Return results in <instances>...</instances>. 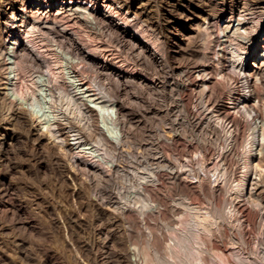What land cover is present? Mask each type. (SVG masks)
<instances>
[{
  "label": "bare ground",
  "instance_id": "6f19581e",
  "mask_svg": "<svg viewBox=\"0 0 264 264\" xmlns=\"http://www.w3.org/2000/svg\"><path fill=\"white\" fill-rule=\"evenodd\" d=\"M195 3L192 14L164 37L158 21L129 0H17L2 7L0 100L2 107H9L12 119L0 134V150L12 142L10 131L18 122L37 144L52 140L50 151L63 153L64 160H57L77 183L71 196L79 199L80 208L106 218L103 227L124 228L126 239L123 236L118 244L115 258L108 254L117 244L114 232L92 229L91 239L80 246L79 264H147L149 255L156 264H188L186 257L174 258V247L192 235L202 242L199 264H208L210 254L219 264H264L256 247L264 235V4L257 18L236 6L223 20L210 0ZM220 4L228 6L225 1ZM172 45L173 58L182 63L170 62ZM35 54L41 55V61ZM192 60L201 61L195 65ZM87 69L95 73L93 80H86ZM129 91L138 96L137 101H152L154 95L162 101L176 97L191 133L204 135L198 146H187L200 154L203 175L207 160L219 163L223 175L234 174L231 166L242 146L237 187L226 191L224 178L213 175L209 183L200 173L189 181L169 169L148 172L133 191L112 192L120 171L118 158L132 154L124 147L137 143L133 123L137 111L128 109L124 97ZM196 95L206 104L200 112L193 106ZM65 125L75 132L70 143L61 137ZM92 134L95 145L80 148ZM165 135L168 145L184 155L177 135ZM217 142L224 146L218 149ZM165 188L189 198L204 195L212 208L211 216L198 212L193 216L190 223L197 229L191 231L194 234L179 232L175 246L165 243V235L150 223L154 214L166 220L180 213L160 194ZM128 202L141 203L140 218L133 216ZM56 224L65 236V226ZM254 229L258 237L252 240ZM229 238L244 251L254 245L251 257L232 259L225 243ZM163 249L171 260L162 256Z\"/></svg>",
  "mask_w": 264,
  "mask_h": 264
},
{
  "label": "rangeland",
  "instance_id": "374dc122",
  "mask_svg": "<svg viewBox=\"0 0 264 264\" xmlns=\"http://www.w3.org/2000/svg\"><path fill=\"white\" fill-rule=\"evenodd\" d=\"M15 1L17 0H0V13L5 3H14ZM129 1L134 2L135 7L139 5V10H142V12L146 10L147 14L150 16L152 15L151 17H153L155 21H158L162 30L160 34L162 37L166 36V33L171 31L175 25H181V22L186 19V16L192 14L193 8L196 7L195 2H198V0ZM222 1L228 2V6H221L220 2ZM210 2H212L217 9V15H222L224 17L223 20L227 19L229 9L235 8L236 6H238V8L240 7L241 10H239L247 14V16L250 15L249 17L252 16L253 18H257L259 8L264 4V0H210ZM77 34L79 36V31ZM25 37H28V34H26ZM43 50L44 48H42L41 55L45 54ZM168 51L170 53L171 63H182V59L179 57L173 58V53L175 51L173 45L170 46ZM150 54L152 55L153 53ZM41 55L35 54V57L39 59ZM39 60L41 61V59ZM197 61L200 63L201 60H196L194 62ZM208 61L211 60L209 59ZM190 62L188 64V61H183V63H187L189 67L192 66L190 64L194 63ZM198 62L194 64L197 65L199 64ZM202 62H204V60H202ZM204 63H206V60ZM194 64L193 67H196ZM36 75L37 74H34V76ZM84 76L86 80L90 81L95 78V73L87 69L84 71ZM22 80L23 83H26V78H22ZM22 87L24 88L25 85ZM124 97L123 98L128 104V109L134 108L137 111L134 113L133 123L135 126L137 125L135 129V138L138 145L141 147L138 146L136 142L133 143L134 145H127L128 148H126L127 146L124 147L126 152L129 150V153L131 152L132 154H130V156L126 153L127 156L125 155L124 158H118L120 160L119 164H121L119 165L120 171L115 177L116 185L115 189H112V192L119 193L120 191L123 192L122 194H125L133 191V189L138 187L141 181L143 182L142 177L144 175L146 176L148 172L155 170H176L181 172L184 177H188L189 181H194L192 176H197L201 173L200 154L197 150L190 152L187 146L189 144L191 146L194 145L193 147L198 146L201 141L200 139H204V135L202 133L198 134V132L195 133L194 131L191 133L182 112H180L181 110L176 97L168 99V101H162L159 95H154L153 97L155 99L152 98V101H156L153 103L146 99L144 100L145 102L143 100L137 101L136 98L138 96H136L133 91L130 93L127 92L124 94ZM197 98L198 95L193 98V106L200 112L204 109L206 104L203 105L205 102L203 101V103H200V99ZM129 99L131 100L129 101ZM148 102L151 103V105H149ZM145 107H147L146 110ZM138 110L140 113L142 111V113L139 114ZM11 119L9 107L6 105L2 107L0 100V134L5 132V126ZM143 120H145V122ZM139 122L145 123V126L141 127ZM78 124L79 123L74 125L78 127ZM73 132L71 127L65 125L62 127L61 137L66 142L68 141L70 143L72 142L73 135H75V132ZM164 132L166 133L165 136L177 135L179 138V149L181 148V150L185 151L184 155L179 154L175 148L168 145V141L163 137V134H165ZM10 134L13 136L12 142L10 145L6 146L5 149L3 148L0 150V264H79L80 246L91 239V230L99 227L102 228L104 232L106 231V234L108 232H114L117 244L114 246L111 245L108 254L110 257L115 258V256L120 253L118 244H120L121 239L125 236L123 234L124 228L120 227V229L115 228L111 230L110 228L103 227L106 223V218L99 217L90 210L84 211L80 208L79 199L75 200L71 196L72 187L77 186V183L69 178V175L65 173V168L63 169V166L57 160L58 158L63 159V153L59 150H56L55 153L50 151L49 144L52 140H49V143L44 142L37 144L33 138L27 134V128L22 122H20V124L19 122L16 123L10 131ZM95 138L94 134H92L86 139L87 141L85 140L82 143L80 148L87 146L91 147L93 143L95 145ZM214 144H216V146L218 145V149L224 146L223 142ZM238 148V157H236V160H234L231 166V170H234V174L228 172L223 175L218 165L219 163H211L210 160V162L207 160L204 165L205 174L203 175V173H201L200 175L204 176L209 183L212 181L213 175L220 179L224 178L226 185H229L225 187V190L233 191L237 187L236 184L239 183L242 171L240 156L242 146ZM82 162L87 165L90 164L87 159H85V161L83 159ZM68 169L70 168L68 167ZM70 170H72V168ZM165 189H161L160 194L170 205L178 208L180 213L170 218L168 217V220L161 218L158 214H154L150 219V223L155 226V229H159L160 232L165 235V243H170L175 246V244L180 241V233L186 231L187 233L194 234L192 232H195L197 229L196 225L193 226L194 223H190L193 220V216L197 212L211 216L212 212L210 211L212 208L210 200L204 195H199L196 198H189L181 193L170 191L167 188ZM128 203L131 205V208L133 207V216L140 218L138 207L141 206V203ZM91 213H93V215ZM56 223L65 226L64 228L67 231L65 236L64 234L61 235ZM104 232L98 237L101 241L104 240ZM192 236L187 240L188 243L187 241L182 242L183 244L187 243L184 247L183 244L179 242V247L181 249H179L178 246L174 247V251H177L174 258H181L183 256L184 258L186 257L188 264H199L198 254L202 247V242ZM256 237H258V231L254 229L251 233V239L253 240ZM124 239H126V236ZM172 239H176L175 242ZM170 240L172 241L170 242ZM261 240V244L258 243L256 247L258 250V257L261 256V258H264V235L261 236ZM225 243L228 248V255L236 260L248 258L251 249H254V245H251L249 250H241L239 245L235 244L231 238L227 239ZM180 245L185 248V253L182 252L183 249ZM163 251L166 252L165 249H163L162 252ZM164 252L162 254H165ZM260 253H263V257ZM162 256H165V260H171L167 257V252ZM207 256L208 264H219L216 256L211 254ZM149 257L147 264H156L154 258L150 255ZM177 261L179 260L177 259Z\"/></svg>",
  "mask_w": 264,
  "mask_h": 264
}]
</instances>
